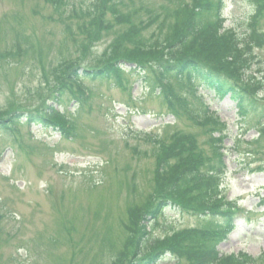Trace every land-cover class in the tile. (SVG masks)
I'll return each mask as SVG.
<instances>
[{"label":"rangeland","instance_id":"rangeland-1","mask_svg":"<svg viewBox=\"0 0 264 264\" xmlns=\"http://www.w3.org/2000/svg\"><path fill=\"white\" fill-rule=\"evenodd\" d=\"M54 1L0 0V264H127L136 243L131 225L142 231V212L161 197L167 164L177 161L172 137L179 132L193 138L204 158L213 155L212 138H226L219 203L237 205L241 217L219 248L264 264L259 118H242L230 99L219 100L208 89L175 80L157 87L152 73L122 65L118 84L71 82L68 67L113 60L112 46L126 31L117 27L113 10L150 24L143 37L154 42L167 30L166 4ZM218 12L215 32L226 48L258 33L261 45L251 53L246 48L244 60L252 66L246 74L258 82L255 97L264 103V15L253 22L255 0H226ZM52 112L57 117L50 124L31 117ZM199 225L198 218L168 207L146 223L151 232L143 251L159 250L175 232ZM174 262L165 256L159 264Z\"/></svg>","mask_w":264,"mask_h":264},{"label":"trees","instance_id":"trees-1","mask_svg":"<svg viewBox=\"0 0 264 264\" xmlns=\"http://www.w3.org/2000/svg\"><path fill=\"white\" fill-rule=\"evenodd\" d=\"M162 1L166 4H163L167 12L163 26L167 30L161 29L154 42L145 41L143 37V32L151 29L150 24L143 21L136 24L135 14L126 17L113 10L111 13L117 18V27L126 29L112 46L113 60L108 63L98 60L97 65L86 68H81L80 63L70 66L66 69L67 78L71 82L89 79L119 83L126 72L121 63L134 64L136 69L133 71L141 69L144 75L152 73L157 87L166 86L173 80L180 83L185 81L191 88L212 91L219 100L230 98L239 116H256L259 118L257 124L262 128L261 133L264 132V103L255 97L258 82L246 74L252 66L248 64L249 60H244L246 48L251 53L261 45L258 33L248 32V40L238 37L234 46L226 48L223 37L215 32L221 17L218 11L225 0ZM54 2L60 4L59 0ZM255 2L259 11L253 18L256 23L264 15V0ZM97 3L98 0L94 7ZM170 10L173 11L172 14L169 13ZM129 12L132 13L131 10ZM94 20L95 18L90 21L93 28L97 27ZM87 28L85 26L79 30L84 32ZM252 59L253 57L250 62ZM31 117L39 119L41 124H50L54 123L53 119L57 116L56 112H52L45 117ZM2 125L3 122L0 121V130ZM261 137L255 143H259ZM172 139L177 161L173 166L167 164L172 174L165 173L166 177L160 181L162 198L152 201L142 212V231L137 230L139 227L134 224L131 225L129 237L132 241L135 239L136 243L134 252L132 251L126 263L159 264L160 260L169 256L175 261L174 264H258L260 259L244 256V253L238 256L227 255L219 248L233 232L235 216L240 213L233 203H219L218 192L222 186L220 180L226 170L221 152L223 138L211 139L213 155L205 158L193 146L192 137L188 138L179 132ZM239 143L242 146V142ZM247 146H251V142ZM168 207L179 208L183 213L198 218L200 225L175 232L168 237V244L164 248L155 250L148 245L147 248H152L153 251L144 252L143 247L148 242L143 240L150 234L148 228L144 229L146 223L157 221Z\"/></svg>","mask_w":264,"mask_h":264}]
</instances>
